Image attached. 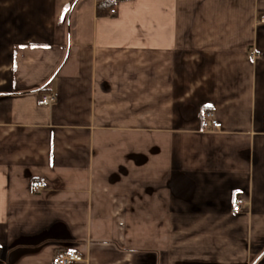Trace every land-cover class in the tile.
Returning <instances> with one entry per match:
<instances>
[{"label": "crops", "instance_id": "0c3cea01", "mask_svg": "<svg viewBox=\"0 0 264 264\" xmlns=\"http://www.w3.org/2000/svg\"><path fill=\"white\" fill-rule=\"evenodd\" d=\"M96 1L0 0V264H264V0Z\"/></svg>", "mask_w": 264, "mask_h": 264}, {"label": "built area", "instance_id": "2783aa9c", "mask_svg": "<svg viewBox=\"0 0 264 264\" xmlns=\"http://www.w3.org/2000/svg\"><path fill=\"white\" fill-rule=\"evenodd\" d=\"M109 15H116V10L113 9L109 12ZM264 24V19L261 21ZM54 101L52 95L43 94L38 99L37 104L40 106H46ZM201 126L205 130H220L222 128V123L216 118L215 113L212 110H204L201 114ZM45 188V182L43 180H33L30 183V190L33 193H39ZM246 201L243 198H238L235 205L233 206L234 212H242L244 210V205ZM82 257L72 250L62 251L55 254L52 257L51 264H70L73 261H82Z\"/></svg>", "mask_w": 264, "mask_h": 264}, {"label": "trees", "instance_id": "16d2710c", "mask_svg": "<svg viewBox=\"0 0 264 264\" xmlns=\"http://www.w3.org/2000/svg\"><path fill=\"white\" fill-rule=\"evenodd\" d=\"M124 0H97L95 6V15L98 18L107 17L109 12L115 9L116 4Z\"/></svg>", "mask_w": 264, "mask_h": 264}]
</instances>
